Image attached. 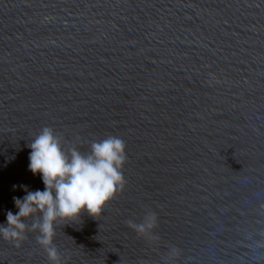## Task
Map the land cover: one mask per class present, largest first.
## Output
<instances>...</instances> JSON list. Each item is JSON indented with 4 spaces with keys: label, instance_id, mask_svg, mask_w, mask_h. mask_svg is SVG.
Segmentation results:
<instances>
[{
    "label": "water",
    "instance_id": "1",
    "mask_svg": "<svg viewBox=\"0 0 264 264\" xmlns=\"http://www.w3.org/2000/svg\"><path fill=\"white\" fill-rule=\"evenodd\" d=\"M45 126L127 157L100 214L55 225L61 264H264V0H0V224L44 188ZM146 210L158 241L125 223ZM35 235L0 264H49Z\"/></svg>",
    "mask_w": 264,
    "mask_h": 264
},
{
    "label": "clouds",
    "instance_id": "2",
    "mask_svg": "<svg viewBox=\"0 0 264 264\" xmlns=\"http://www.w3.org/2000/svg\"><path fill=\"white\" fill-rule=\"evenodd\" d=\"M28 170L40 174L43 190H29L22 197H12L18 210L6 212V221L0 224V238L19 247L27 233H35L36 243L43 249L49 264H61V255L53 243L55 225L77 218L81 213L91 217L100 214L103 206L123 190L126 180L123 165L127 159L125 142L116 136L89 142V150L82 153L74 144H66L51 127H43L27 145ZM17 188L13 185V190ZM31 218V223L26 221ZM139 238L158 241L154 229L157 214L146 210L139 223L125 222ZM180 250L168 249V260L178 258ZM167 264V261H166Z\"/></svg>",
    "mask_w": 264,
    "mask_h": 264
}]
</instances>
